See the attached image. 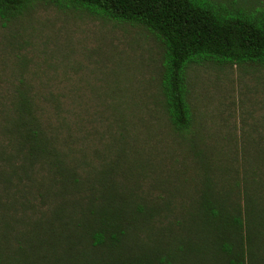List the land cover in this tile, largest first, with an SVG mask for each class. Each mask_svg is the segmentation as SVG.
<instances>
[{"label": "trees", "instance_id": "16d2710c", "mask_svg": "<svg viewBox=\"0 0 264 264\" xmlns=\"http://www.w3.org/2000/svg\"><path fill=\"white\" fill-rule=\"evenodd\" d=\"M32 1L0 0V20L17 17ZM55 1L140 24L162 43L160 88L177 132L194 121L191 66H264V1L253 10L216 0ZM31 90L19 83L0 97V264H11L14 239L24 243L19 257L60 247L59 259L65 253L61 261L70 264H264L260 179L252 187L245 175L236 193V178L220 177L223 188L205 178L195 198L173 202L176 196L167 195L136 205L125 170L79 155L60 99ZM200 166L214 169L204 159Z\"/></svg>", "mask_w": 264, "mask_h": 264}, {"label": "rangeland", "instance_id": "374dc122", "mask_svg": "<svg viewBox=\"0 0 264 264\" xmlns=\"http://www.w3.org/2000/svg\"><path fill=\"white\" fill-rule=\"evenodd\" d=\"M216 1L253 10L264 0ZM163 54L162 43L140 24L34 0L17 17L0 20V97L19 83L58 97L75 150L92 165L122 167L136 205L167 195L176 196L173 202L195 198L205 178H214L217 188H223L220 177L236 178L241 193L247 175L252 187L260 179L264 188V66H191L194 121L177 132L163 105ZM200 159L213 171L202 172ZM12 246L11 264H70L61 261L65 253L59 259L60 247L19 257L24 243L14 239Z\"/></svg>", "mask_w": 264, "mask_h": 264}]
</instances>
